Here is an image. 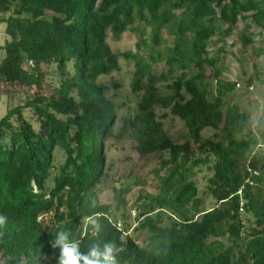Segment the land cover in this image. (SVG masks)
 <instances>
[{
	"label": "trees",
	"instance_id": "trees-1",
	"mask_svg": "<svg viewBox=\"0 0 264 264\" xmlns=\"http://www.w3.org/2000/svg\"><path fill=\"white\" fill-rule=\"evenodd\" d=\"M252 27L264 33V0H0V264H57L58 231L82 253L115 243L118 264H264V118L255 137L247 113L226 101L239 85L222 79L221 64L226 39L245 49ZM126 33L135 51L113 53L109 35ZM119 58L133 62L131 90L142 92L124 124L136 152L168 154L158 193L131 206L130 188L114 189L113 206L96 192L107 178L105 145L120 134L97 80L119 70ZM157 109L185 127L183 143L169 138ZM197 168L210 174L202 196ZM97 214L100 231L85 232L83 218ZM130 229L147 234L144 246Z\"/></svg>",
	"mask_w": 264,
	"mask_h": 264
},
{
	"label": "rangeland",
	"instance_id": "rangeland-1",
	"mask_svg": "<svg viewBox=\"0 0 264 264\" xmlns=\"http://www.w3.org/2000/svg\"><path fill=\"white\" fill-rule=\"evenodd\" d=\"M243 24H239L237 31L241 32ZM1 31V30H0ZM252 32L253 43L242 48L241 43L233 36L226 39L224 42V49L228 52L223 56L222 67L223 74L222 79L229 83H236L239 85L236 91L226 101H234L237 103L248 115L249 120L254 130V136L259 137L258 125L264 118V33L255 27L250 30ZM166 38L165 33L162 36ZM3 36L0 32V45L3 42ZM107 42L113 53L134 52L137 38L131 33L122 35L119 40L112 39L109 35ZM222 45L216 46L217 48ZM119 70L105 76L98 78L97 83L108 87L105 93L106 98L117 109V121L115 125V133L120 132L115 138L108 141L105 145L106 149V166L105 173L107 174L106 180L96 188L98 201L101 205L113 206L114 205V189L130 188L126 199L128 200V206H131L139 196L145 197L146 195H156L160 186L159 179L167 174V170L162 166L161 162L168 159V154H152L147 156H140L135 148L136 143L129 138L130 127L124 124L131 120L134 116V109L136 107L138 97L142 95V92L134 94L131 90V80L134 72V65L131 60L125 61L119 58L118 61ZM156 71L165 72L166 68L163 63H159L154 66ZM256 74V77L252 80V88L247 90L246 81L252 78ZM179 73L174 74L177 76ZM52 80H56L55 77L49 76ZM49 81V79H48ZM170 83V80L166 82H160L157 87L160 89L161 95L169 93L166 89V85ZM214 94V93H213ZM17 101L14 102L16 104ZM6 99L0 98V118L4 115L6 110ZM156 114L158 118L165 114L167 117L162 119L164 130L168 132L169 138L177 144L184 142L186 135L185 127L177 120L172 119L168 110L157 109ZM260 128V127H259ZM211 135V132L204 131L202 139H206ZM198 156V150L194 146L192 152V158ZM182 158L179 159V164L182 163ZM57 163L62 162V158L59 156L56 160ZM168 168V167H167ZM158 172V177L156 176ZM193 180L197 183L199 196L205 189L207 178L210 176L207 170L204 168H197L193 171ZM52 184L48 183V189ZM143 202V200L141 201ZM212 200L206 197L204 207L209 209L212 207ZM127 223L131 226V229L135 227V212L134 209L127 207ZM128 214H130L128 216ZM248 218L243 216L242 218ZM118 222L119 216L116 215ZM251 225V224H250ZM246 224V227L250 226ZM130 229V236L135 240L136 244L144 246L147 234L144 232L134 233ZM224 244H227L225 241Z\"/></svg>",
	"mask_w": 264,
	"mask_h": 264
},
{
	"label": "clouds",
	"instance_id": "clouds-1",
	"mask_svg": "<svg viewBox=\"0 0 264 264\" xmlns=\"http://www.w3.org/2000/svg\"><path fill=\"white\" fill-rule=\"evenodd\" d=\"M4 222V218L0 217V225ZM89 227L93 235L100 231L98 214L83 218V230L87 232ZM52 247L59 250L57 264H118L119 248L113 242L105 243L102 248L93 245L87 253H82L79 241L70 239L69 232L58 231Z\"/></svg>",
	"mask_w": 264,
	"mask_h": 264
},
{
	"label": "built area",
	"instance_id": "built-area-1",
	"mask_svg": "<svg viewBox=\"0 0 264 264\" xmlns=\"http://www.w3.org/2000/svg\"><path fill=\"white\" fill-rule=\"evenodd\" d=\"M40 220H48L47 215H46V216H43V217H41V218H39V221H40ZM117 228H120L119 224L117 225Z\"/></svg>",
	"mask_w": 264,
	"mask_h": 264
}]
</instances>
